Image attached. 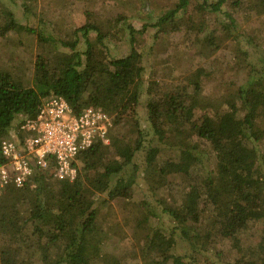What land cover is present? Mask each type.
<instances>
[{
    "label": "trees",
    "instance_id": "16d2710c",
    "mask_svg": "<svg viewBox=\"0 0 264 264\" xmlns=\"http://www.w3.org/2000/svg\"><path fill=\"white\" fill-rule=\"evenodd\" d=\"M192 2L199 3V12L218 13L245 0H179L140 29L121 14L108 21L99 12L87 11L86 23L70 37L65 29L55 35L22 25L35 33L41 52L33 74L0 67V162L2 140L23 138L20 125L36 117L43 100L54 95L65 97L76 113L89 105L102 107L113 115V127L109 143L99 140L78 154L74 181L56 177L50 163L37 167L21 187L0 188V264H220L228 244L235 251L226 264H264V132L257 125L264 120V49L258 47L264 40L248 35L247 43L253 45L246 50L237 40L238 24L230 13L219 35L212 30L203 37V15L181 14ZM22 6L31 13L29 0ZM250 7L264 15V0ZM20 25L0 0V35ZM150 27L157 28L154 37L177 33L200 51L230 37L237 40L245 82L228 98L221 97L223 102L204 93L203 78L210 73L202 67L189 81L177 79L172 90L156 80L146 83L143 59L157 42L147 48ZM122 30L128 32L131 50L113 57L109 40ZM81 42L86 43L84 50H79ZM142 106L145 125L138 112ZM140 151L142 179L177 177L188 190L180 202L167 203L148 180L140 210L124 215L123 226L115 215L111 221L104 218L100 207L134 196ZM162 215L169 223H161ZM255 225L258 245L246 248L240 237ZM115 231L125 232V237L120 233L124 239L130 233L129 256L106 248L120 238Z\"/></svg>",
    "mask_w": 264,
    "mask_h": 264
},
{
    "label": "rangeland",
    "instance_id": "374dc122",
    "mask_svg": "<svg viewBox=\"0 0 264 264\" xmlns=\"http://www.w3.org/2000/svg\"><path fill=\"white\" fill-rule=\"evenodd\" d=\"M4 1L9 9H12L15 13L21 25L12 29L6 36L2 37L0 35V67H16L24 73L33 74V63L38 53L41 52V46L36 40L35 33L31 34L28 31V27L26 26L27 28H25L22 25L28 24L35 28L43 27L49 33L55 35L60 30L65 29L66 32H63L67 34L65 37H70L75 28L86 23L87 11H95L99 12V16L108 21H112L117 14H121L125 18V22L133 24L140 29L144 23L156 22L161 15L173 8L179 0H29L33 6L31 13L28 12V14L24 12L22 6L25 0ZM256 3L257 0H245L242 6H237L235 9L230 4H227L221 12L202 13L199 12V3L192 2L189 9L186 11L182 10L181 14L182 17H187L191 13L196 14V16L198 14L203 15L207 25L205 33H202V36L205 37L212 30H217L215 34L219 35V28L222 27L223 22L228 20L230 13L238 24V27L234 29L235 32L239 33L237 40H240L241 45L249 51L252 49L253 44L248 45V35L257 34L256 36L259 40H264V15L259 16L256 10L250 7V5ZM121 26L125 28L126 24H121ZM156 31L157 28L150 27L145 36L148 41L147 48L153 44V41L157 40L155 50L146 52L143 59L144 69L142 77L146 83H149L150 80H156L164 90H172L175 89L177 79L182 82V80L186 81L187 77H189V81L195 77L191 74H194L197 69L202 67L210 73L206 79L203 78L204 93H207L214 100L223 102L220 99L221 97L227 95L228 98V94L245 82L246 73L239 69L240 62L235 52L238 47L237 40L232 41L233 38L230 37L225 39L219 46H216V48L209 46V48L200 51L199 48L190 42L184 41L183 37H180L177 33L154 37L157 33ZM208 36L210 37V34ZM195 41L197 42V39ZM261 44L263 45L262 48H260L261 45L258 46L260 50L264 49V43L261 42ZM85 46L86 43L81 42L78 46L79 50H84ZM109 47L113 57L127 55L131 50L128 32L125 30L120 31L118 36L109 40ZM28 77H31V75ZM138 112L141 123L145 125V106L140 107ZM196 113L201 114L202 111L198 109ZM257 125L264 132V120H259ZM143 156L144 153L140 151L137 155L140 158L138 162H142ZM78 163L80 165L79 161ZM142 163L138 174L139 184L135 188L134 196L121 202L120 205L111 201L106 206L100 207L102 213H105L104 218L106 217L110 220L112 215H115L124 226L127 221L123 220V216L126 215L127 218L130 211L132 213L140 210V200L143 197L141 190L147 189L148 180L155 188L159 189L158 193L167 200V203L181 201V198L188 190L185 181H181L177 177L175 180L170 181L169 177L165 178L163 176L159 178L145 177L142 179L141 175L144 165ZM155 200L157 199L155 198ZM112 209L114 210L112 211ZM160 219L162 224L169 223L166 215H162ZM256 227L258 225L253 226L240 237V242L244 247L250 249L257 247L259 230ZM117 231L115 233L120 237L121 232ZM127 233L126 239L122 238L125 237V232H123L121 233L122 237L114 241L115 243L113 241H111L112 243H107L105 246L108 251L120 255V257L129 256L131 244L129 242L130 233ZM229 245L224 252V258L220 259V264H226L234 255L235 247H229ZM183 251L182 247L178 248L180 254H183Z\"/></svg>",
    "mask_w": 264,
    "mask_h": 264
},
{
    "label": "built area",
    "instance_id": "2783aa9c",
    "mask_svg": "<svg viewBox=\"0 0 264 264\" xmlns=\"http://www.w3.org/2000/svg\"><path fill=\"white\" fill-rule=\"evenodd\" d=\"M113 115L89 105L76 113L65 97L54 95L39 105L36 117L25 120L23 138L4 139L1 144L0 188L21 187L37 167L53 164L54 175L74 181L76 158L99 140L109 143Z\"/></svg>",
    "mask_w": 264,
    "mask_h": 264
}]
</instances>
